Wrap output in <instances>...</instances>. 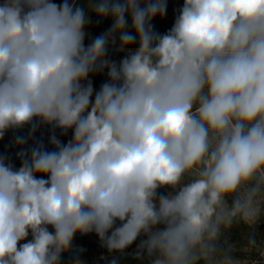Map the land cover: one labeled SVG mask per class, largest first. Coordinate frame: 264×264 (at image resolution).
Segmentation results:
<instances>
[{
	"label": "clouds",
	"instance_id": "obj_1",
	"mask_svg": "<svg viewBox=\"0 0 264 264\" xmlns=\"http://www.w3.org/2000/svg\"><path fill=\"white\" fill-rule=\"evenodd\" d=\"M167 2L0 0V139L72 130L0 157V264H61L93 232L146 237L147 264H264V0H184L159 34ZM90 12L112 24L85 45Z\"/></svg>",
	"mask_w": 264,
	"mask_h": 264
},
{
	"label": "rangeland",
	"instance_id": "obj_2",
	"mask_svg": "<svg viewBox=\"0 0 264 264\" xmlns=\"http://www.w3.org/2000/svg\"><path fill=\"white\" fill-rule=\"evenodd\" d=\"M108 51L117 53L120 52L118 49L114 48H109ZM107 57L118 63L119 58L115 55L107 54ZM90 79L93 82L94 90L98 91L100 86L108 79L107 70L90 74ZM30 130L31 126H25V128L19 130L10 129L5 133L4 137L0 139V157H4L6 162L13 164L16 168H19L21 165V160L17 156V153L22 149H30L36 144L42 143L48 150H54V146L50 143V137L53 134L56 135L53 126H51V131H47L43 127V124H40L31 136H29ZM17 135L27 138V143L23 146H17L15 144V137ZM44 178L46 179L47 177ZM160 191L165 192L166 190L161 189ZM117 224H119V222H117ZM49 230L51 231L52 229L50 228ZM259 231L264 233V224L259 226ZM144 238L146 237L138 238L137 241L129 246L123 254H120L115 252L110 253L106 247L101 246L99 237L94 232L83 235L77 233L73 239L70 250L62 253L61 264H74V261L77 259H79L82 264H111L113 259H116L117 264H147L146 258L136 260L132 256V253L135 252L137 245L140 243V239ZM231 238L234 241L239 240L240 230L234 229L231 233ZM28 239H31V235ZM81 249H83V251H81Z\"/></svg>",
	"mask_w": 264,
	"mask_h": 264
},
{
	"label": "trees",
	"instance_id": "obj_3",
	"mask_svg": "<svg viewBox=\"0 0 264 264\" xmlns=\"http://www.w3.org/2000/svg\"><path fill=\"white\" fill-rule=\"evenodd\" d=\"M55 3L57 4H62L63 0H54ZM71 2V0H70ZM78 2L83 5L85 4L86 0H78ZM183 3L184 0H168L167 2V10L166 13L163 17L161 16H156L153 18L152 24L154 26V31L158 32L159 34H166L173 26L176 17L179 15V10L183 7ZM87 8H86V12H87ZM89 17H90V23L89 25L86 26L85 28V32L87 33L86 37H85V45H88L89 43L92 42V40L94 38H96L97 36L103 34L104 32H106L107 30L110 29L111 24H112V20L111 18H101L98 17L94 12H90L89 13ZM129 20V25L131 23L130 17H127ZM129 31H131V28L128 29ZM137 45H133V49L136 47ZM109 48H114V49H118V44L116 46H109ZM107 54H113L115 55L117 58H119V61L126 56L128 53L127 51L125 52H109ZM43 127L47 130V131H51V126L50 125H46L43 124ZM55 133L58 139H60L62 142H68L71 138H72V130H69L66 134L62 133V130H60L59 128H55Z\"/></svg>",
	"mask_w": 264,
	"mask_h": 264
}]
</instances>
